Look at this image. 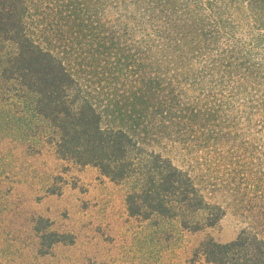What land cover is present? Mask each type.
I'll list each match as a JSON object with an SVG mask.
<instances>
[{
	"label": "trees",
	"instance_id": "obj_1",
	"mask_svg": "<svg viewBox=\"0 0 264 264\" xmlns=\"http://www.w3.org/2000/svg\"><path fill=\"white\" fill-rule=\"evenodd\" d=\"M0 77L60 157L126 183L130 214L211 226L224 210L187 162L228 139L216 124L247 84L264 111V0H0ZM200 249L264 264V237L245 228Z\"/></svg>",
	"mask_w": 264,
	"mask_h": 264
},
{
	"label": "rangeland",
	"instance_id": "obj_2",
	"mask_svg": "<svg viewBox=\"0 0 264 264\" xmlns=\"http://www.w3.org/2000/svg\"><path fill=\"white\" fill-rule=\"evenodd\" d=\"M246 86L216 124L228 139L187 162L224 210L208 226L189 212L130 214L126 183L60 157L52 133L22 112L17 84L0 77V264H213L200 249L207 238L226 243L242 228L264 237V111L249 108L257 91Z\"/></svg>",
	"mask_w": 264,
	"mask_h": 264
},
{
	"label": "crops",
	"instance_id": "obj_3",
	"mask_svg": "<svg viewBox=\"0 0 264 264\" xmlns=\"http://www.w3.org/2000/svg\"><path fill=\"white\" fill-rule=\"evenodd\" d=\"M88 181H91V180H88ZM95 181H97V179H96V178H93V183H94V184H95ZM97 188H98V190H101V188L98 187V185H97ZM123 214H124L123 212H121V213L119 212V213H118V215H121V216H122Z\"/></svg>",
	"mask_w": 264,
	"mask_h": 264
}]
</instances>
